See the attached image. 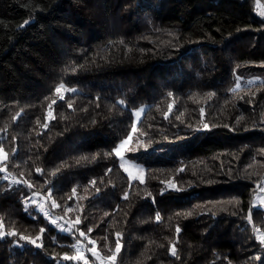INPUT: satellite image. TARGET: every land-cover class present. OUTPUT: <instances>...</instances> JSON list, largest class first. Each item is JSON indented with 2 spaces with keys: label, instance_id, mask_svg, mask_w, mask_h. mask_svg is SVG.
Here are the masks:
<instances>
[{
  "label": "trees",
  "instance_id": "1",
  "mask_svg": "<svg viewBox=\"0 0 264 264\" xmlns=\"http://www.w3.org/2000/svg\"><path fill=\"white\" fill-rule=\"evenodd\" d=\"M258 3L0 0V224L18 233L0 239V264H97L63 258L81 232L106 257L119 239L115 264H264ZM133 132L143 182L114 152ZM41 195L79 232L53 224Z\"/></svg>",
  "mask_w": 264,
  "mask_h": 264
},
{
  "label": "rangeland",
  "instance_id": "2",
  "mask_svg": "<svg viewBox=\"0 0 264 264\" xmlns=\"http://www.w3.org/2000/svg\"><path fill=\"white\" fill-rule=\"evenodd\" d=\"M257 9L260 12V14L264 15V4L258 3ZM141 109L143 111L140 113L139 116H137V119H139L142 116L143 112L145 111V108H141ZM126 140H128V143L121 150L122 156L118 157L120 160V164L132 180L143 181L145 178V169L143 168V166L139 165L136 161H134L132 157L134 153L139 152V149L141 148L140 147L141 143L138 140V138H136L134 132ZM235 159L237 161L234 164V166H237L240 164L241 169L248 167L250 164V161L253 160L252 157H250L249 155L243 154V153H241L238 156H235ZM257 188H258V193L256 195V200L254 204L260 205L261 207L264 208V186L260 187V185L258 184ZM32 203L35 204L39 209H40V205H43L42 211L44 213H48L47 217L49 218L50 221L55 220L56 223L59 222L60 226H62L63 228L64 226L66 227L64 228L65 230H68V231L73 230V231L79 232V229L76 228V225L74 222H71L69 220L58 219L56 217L50 216L51 212L49 210L50 208L49 200L45 198L44 196L42 195L34 196L32 199ZM82 238L83 239L76 244V251H77L76 256L80 255V256L85 257V255H92L93 259L95 260L97 264H113L112 261L108 260L106 256H103L100 253V251L96 248V245L92 243L91 240L85 238L84 236H82ZM93 253H96L100 258H97V255H94Z\"/></svg>",
  "mask_w": 264,
  "mask_h": 264
},
{
  "label": "snow or ice",
  "instance_id": "3",
  "mask_svg": "<svg viewBox=\"0 0 264 264\" xmlns=\"http://www.w3.org/2000/svg\"><path fill=\"white\" fill-rule=\"evenodd\" d=\"M26 23H28V21H25V24H26ZM22 26H23V25H21V27H22ZM250 83H251V82H250ZM61 89H65V85H64L63 83H61V84L55 89V92H56L57 94H59V93L61 92ZM66 91H69V92H75V91H77V90L74 89V88H68V89H66ZM171 95H172V93H169V96H171ZM60 99H64V97L61 95V96H60ZM55 103H56V101H52V104H55ZM119 103L123 104L124 101H120ZM52 104L49 105V108H50V109H51V107H52ZM69 107H72V105L69 104ZM169 107H171V105H170ZM142 111H143L142 109H141L140 111H137L136 115L139 116L140 113H141ZM18 115H19V114H18ZM50 115H51V114H50ZM53 118H54V117H53ZM13 119H15V117H14ZM44 127H47V125L45 124ZM133 131H135V126H133ZM127 143H128V140L123 141V142L119 145V147H117V148L114 150L115 155H117L118 157H119V156H122V151H121V150L125 147V145H126ZM7 159H8V153H6V152L4 151V149H3L2 147H0V160H4V161H6ZM0 171H4V169H0ZM37 171L39 172V171H42V170H41V169H37ZM56 171H59V169H57ZM109 171H110V170H109ZM53 174H55V173H53ZM5 179H7V177H5ZM141 182H143V181H141ZM16 183H21V182H20V181H16ZM22 183H24L25 185H27V187H29V188L33 187V185L30 184V183H28V181H22ZM92 183H93V185H94V184H95V181H93ZM72 191H73V194H75L76 189H73ZM97 191H99V189H97ZM49 195H50V193H49ZM127 196H128V194L125 193L124 198L127 199ZM69 198H71V197H69ZM53 206H54V207H59V205L56 204L55 201H53ZM40 209H41V210L43 209V205H40ZM69 211H71V209H69ZM251 213H252V210L250 209V210H249V215L246 217V218L249 220V222L252 221V214H251ZM44 214H45L46 216L48 215V213H44ZM160 219H161V217H160L159 215H157V216H156V220L159 221ZM51 222H52L53 224H56V221H55V220H53V221H51ZM79 222H80V220H79V218H77L76 223H79ZM56 226H57V227H60V225H58V224H57ZM44 231H45V230H44L43 228L40 229V233H41V234H42ZM88 231L91 232V229H89ZM254 231H255L256 233L259 234V235L257 236V238H258L260 244H261V245H264V233H261V231H260L259 228L254 229ZM176 232H177V234L180 232V228H179L178 226H177V228H176ZM17 235H18V233H17L15 230H10V231L5 232L4 229H3L2 224H0V239H3L5 236H17ZM80 235H81V236H84L85 233H84V232H81ZM116 235H117V237H119V236H120V233H116ZM19 239H20V240L27 241L28 243L33 244V245H34L35 247H37V248L42 247V244L37 243V241L40 240V236H39V235L36 236L35 238L30 237V236H25V235H19ZM92 243H95V242L92 241ZM73 247H75V246H73ZM120 250H121V244H120L119 239H117V240H116V244H115V251H112V252H111V255L108 256L107 259L110 260V261H112L113 264H115L116 256H117V254L120 252ZM90 251H91V250H90ZM110 251H111V249H110ZM93 254H94V255H97L96 253H93ZM170 254H171L172 256L176 257L177 259H179L178 252H177V249H176V247H175V244L171 245V247H170ZM63 258H64V259H81V260L84 259V257H83V256H80V255L73 256V257H69V256L65 255ZM97 258H100V257L97 255ZM257 258H258V257H257ZM85 264H87V260H85Z\"/></svg>",
  "mask_w": 264,
  "mask_h": 264
}]
</instances>
